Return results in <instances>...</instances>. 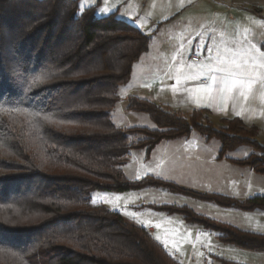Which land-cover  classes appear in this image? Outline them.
Instances as JSON below:
<instances>
[{
	"label": "trees",
	"instance_id": "16d2710c",
	"mask_svg": "<svg viewBox=\"0 0 264 264\" xmlns=\"http://www.w3.org/2000/svg\"><path fill=\"white\" fill-rule=\"evenodd\" d=\"M97 11L98 5L81 10L80 0H0V264H182L145 227L93 203L95 190L163 187L224 207L264 209V195L240 201L126 176L132 150L149 156L160 142L194 130L220 141L219 158L252 147L232 161L264 174V143L240 117L215 127L208 110L188 117L136 95L126 109L147 113L157 128L118 127L112 116L120 87L151 40L117 12ZM162 209L217 232L222 243L264 252V234L189 207Z\"/></svg>",
	"mask_w": 264,
	"mask_h": 264
},
{
	"label": "rangeland",
	"instance_id": "374dc122",
	"mask_svg": "<svg viewBox=\"0 0 264 264\" xmlns=\"http://www.w3.org/2000/svg\"><path fill=\"white\" fill-rule=\"evenodd\" d=\"M82 3L84 0H80V7ZM94 5H98L97 15L99 17L117 12L118 19L136 26L139 25L144 33L155 30L154 42L161 40L164 34L169 32L173 34L176 31L194 29L195 32L188 34L181 42L188 56L192 52L204 56L201 53L204 52L205 45L214 48L219 46L222 49L225 46L246 47L247 43L255 44L258 47L260 44H264V12L255 10L264 7V0H86L83 9ZM103 8L111 11L102 12ZM133 18L136 19L135 23ZM205 23L207 24L201 31L196 30ZM214 27H220L218 38L216 36L211 38ZM236 41L241 43L238 45ZM212 54L214 55L215 52ZM121 88V101L117 103L112 116L118 126L126 125L128 116L139 114L126 109L127 100H124V89ZM256 92H258V97L257 94L255 95ZM223 102H226V98ZM229 103L231 105L232 101L230 100ZM223 108L224 106H221L220 113L209 115L215 127H221L223 125L221 119L230 113V110L227 109L229 107ZM192 112L184 115L190 117ZM242 115L250 129L256 128L257 137L259 125L264 133V86L254 87L253 93L244 105ZM135 116H145L151 120L146 113ZM132 126L145 125L131 124ZM150 128H157L156 123L153 122ZM189 136L191 137L190 142H194L196 138H203V135L195 130ZM216 142L221 144L220 141ZM242 150L253 152L252 147L244 146L235 151L234 155H243ZM147 157L149 156L145 149L132 150L123 163L126 176L133 180L148 176L162 178L152 174L155 169ZM257 178V182L260 184L258 188H254L255 190H251L247 195L230 197L244 201L256 195H264V174H260ZM178 179L183 181L184 178ZM190 189L199 191L192 187ZM105 192L121 195L122 198L117 202L116 208L104 203L99 194ZM93 197H95V203L119 211L129 221L139 224L147 230L153 227L154 232L151 235L181 263L224 264L223 260H228L240 264H264V252L222 243L217 237V232L207 229L199 223L188 222L182 215L170 213L162 209V206L189 207L217 222L261 234H264V209L247 210L224 207L214 201L170 191L163 187H145L126 192L95 190L91 193L92 200Z\"/></svg>",
	"mask_w": 264,
	"mask_h": 264
},
{
	"label": "crops",
	"instance_id": "0c3cea01",
	"mask_svg": "<svg viewBox=\"0 0 264 264\" xmlns=\"http://www.w3.org/2000/svg\"><path fill=\"white\" fill-rule=\"evenodd\" d=\"M255 10L264 12V7ZM207 23L196 30L201 31ZM219 29L220 27L213 28L211 38L214 36L219 37ZM192 32H195L194 29L176 31L173 34L169 32L156 42L152 37L149 50L135 63L130 81L121 86L124 89V100L126 101L130 95H136L167 106L171 110L180 111L183 114H188L195 109H205L208 110L209 115H212L220 113L221 106H224L223 109L229 107L227 109L230 110V113L224 115L222 121L225 118L240 117L245 124H248L242 115L247 100L241 98L230 99L222 96L217 91L218 85L213 86L212 94L209 96L204 92L195 91L199 86L198 84L189 83V81L196 80L197 77H199L200 84L210 83L209 78L200 76L197 70L199 65L207 64L208 61L196 52H192L188 56L181 43ZM181 51L184 53L183 58L179 55ZM191 54L200 55V60L193 61L190 58ZM189 65L192 66L191 71H189ZM256 94L258 97V92ZM225 98L226 102L224 103ZM230 100L232 101L231 105ZM135 113L139 114L128 116L126 125L118 126L115 124L120 128L131 127V124L152 127L154 121L150 116L151 120L145 116H135L144 115V112ZM258 127L257 138L264 143V133L260 125ZM190 139L189 136L160 142L147 157L155 169L152 174L202 192L229 196L247 195L251 190L259 187L260 184L257 182L259 173L251 166L237 164L232 161V159H244L251 154L249 150H242L243 155H234L235 151L244 146L228 152L224 158H219L221 144L216 142L219 141L218 139L208 140L204 136L203 138H196L194 142H190ZM158 165L159 167H157ZM178 178L184 179L180 181ZM148 231L152 234L154 228L150 227ZM167 252L171 255L168 250ZM173 257L175 258V256Z\"/></svg>",
	"mask_w": 264,
	"mask_h": 264
},
{
	"label": "snow or ice",
	"instance_id": "6c2138e0",
	"mask_svg": "<svg viewBox=\"0 0 264 264\" xmlns=\"http://www.w3.org/2000/svg\"><path fill=\"white\" fill-rule=\"evenodd\" d=\"M86 0L81 4V10H83ZM102 12H109L110 9L103 8ZM133 22L136 19L133 18ZM139 27V25H137ZM158 30V29H157ZM154 31L143 33L146 40H151ZM240 41H236V44H240ZM247 43V42H246ZM215 52L213 55L212 53ZM208 61L207 64H201L198 66L200 76L208 77L210 83L200 84L199 77L189 83H196L199 86L195 89L197 92H204L211 96L213 86L218 85V93L222 96H226L230 99L241 98L247 100L253 93L254 87L264 86V44H260L259 47L252 43H247L246 47H223L219 46L215 48L205 45L204 52L201 53ZM183 58L184 53H179ZM189 71L192 66L189 65ZM179 82V80H177ZM6 110V109H4ZM39 115V113H37ZM162 163V162H161ZM159 167V165L157 166ZM100 197L104 203L117 207V202L121 200L120 194L100 193ZM93 203H95V197H93ZM159 227V225H157Z\"/></svg>",
	"mask_w": 264,
	"mask_h": 264
},
{
	"label": "built area",
	"instance_id": "2783aa9c",
	"mask_svg": "<svg viewBox=\"0 0 264 264\" xmlns=\"http://www.w3.org/2000/svg\"><path fill=\"white\" fill-rule=\"evenodd\" d=\"M190 58L193 60V61H199L201 56L198 55V54H191L190 55Z\"/></svg>",
	"mask_w": 264,
	"mask_h": 264
}]
</instances>
